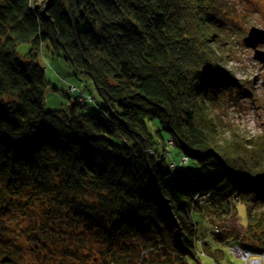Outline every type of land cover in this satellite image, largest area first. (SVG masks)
Here are the masks:
<instances>
[{
  "label": "trees",
  "instance_id": "16d2710c",
  "mask_svg": "<svg viewBox=\"0 0 264 264\" xmlns=\"http://www.w3.org/2000/svg\"><path fill=\"white\" fill-rule=\"evenodd\" d=\"M234 23L222 0H0V264L264 252V133L221 139L213 117L244 83L220 69ZM44 48L94 82L96 107L45 108ZM239 205L244 233L227 225Z\"/></svg>",
  "mask_w": 264,
  "mask_h": 264
},
{
  "label": "rangeland",
  "instance_id": "374dc122",
  "mask_svg": "<svg viewBox=\"0 0 264 264\" xmlns=\"http://www.w3.org/2000/svg\"><path fill=\"white\" fill-rule=\"evenodd\" d=\"M223 2H225L226 14H232L235 23L233 30L227 29L223 36L226 44L224 48L220 47L223 57L220 69L224 68L228 73L231 72V80L235 83L238 81H244V83L242 85L239 82L242 86L232 89V95H228L223 106L213 112V117L218 123L219 130L222 131L219 134L221 139L229 136L230 133L227 132L230 130H238L247 137H257L264 133V66L254 59V50L244 44L243 38L253 26L264 28V0L256 3L249 0H222ZM30 48L29 43H20L17 51L21 56H25ZM260 48L264 49V45ZM42 53L45 57L41 59V64L46 68V109H62L74 102L75 97L68 93L71 83L84 90L85 93L93 94L95 98L90 102L91 104H88L90 108L97 106L96 101L100 103L101 100L93 81L78 74L66 64L62 57L52 56L46 48ZM152 131L156 134L155 129ZM169 149L175 159H180L181 155L176 148L169 146ZM207 198L206 195L198 203H206ZM247 224V207L239 205L238 216L230 220L227 225L244 233ZM231 248L232 243L227 244L229 252L227 261L230 260L231 264H251L252 259L256 258L250 253H248V258L241 257L236 247ZM262 263L264 264V260ZM207 264H212V262H207Z\"/></svg>",
  "mask_w": 264,
  "mask_h": 264
},
{
  "label": "water",
  "instance_id": "95a60500",
  "mask_svg": "<svg viewBox=\"0 0 264 264\" xmlns=\"http://www.w3.org/2000/svg\"><path fill=\"white\" fill-rule=\"evenodd\" d=\"M243 42L247 47L254 50V59L264 66V49L260 48L261 45H264V28L251 27L248 34L243 38Z\"/></svg>",
  "mask_w": 264,
  "mask_h": 264
},
{
  "label": "built area",
  "instance_id": "2783aa9c",
  "mask_svg": "<svg viewBox=\"0 0 264 264\" xmlns=\"http://www.w3.org/2000/svg\"><path fill=\"white\" fill-rule=\"evenodd\" d=\"M68 92H69V94L73 95L76 98V101H78L79 103H88V102H91L93 100L91 95H87L80 88L76 87L73 84H70ZM187 161H188V157L183 156V157H181L179 162H172L170 164V167L174 168L178 165H183V164L187 163ZM204 197H206V195H197L195 197V199L200 201ZM233 248H235V247H233ZM236 249H239V248L236 247ZM262 258H264V255L262 256ZM252 260H260V259H252ZM251 264H252V262H251Z\"/></svg>",
  "mask_w": 264,
  "mask_h": 264
},
{
  "label": "bare ground",
  "instance_id": "6f19581e",
  "mask_svg": "<svg viewBox=\"0 0 264 264\" xmlns=\"http://www.w3.org/2000/svg\"><path fill=\"white\" fill-rule=\"evenodd\" d=\"M198 194L199 195H205V193H198ZM237 252L239 253V255L241 257H244V258H248L249 257V254L246 253L244 250L237 249ZM262 262H263L262 259L261 260H252V264H263Z\"/></svg>",
  "mask_w": 264,
  "mask_h": 264
}]
</instances>
